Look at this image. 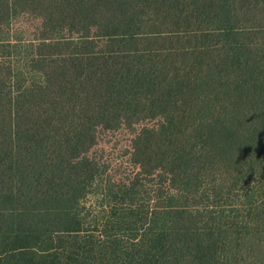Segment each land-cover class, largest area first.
<instances>
[{
    "label": "trees",
    "instance_id": "1",
    "mask_svg": "<svg viewBox=\"0 0 264 264\" xmlns=\"http://www.w3.org/2000/svg\"><path fill=\"white\" fill-rule=\"evenodd\" d=\"M262 229L264 0H0V264H258Z\"/></svg>",
    "mask_w": 264,
    "mask_h": 264
},
{
    "label": "rangeland",
    "instance_id": "2",
    "mask_svg": "<svg viewBox=\"0 0 264 264\" xmlns=\"http://www.w3.org/2000/svg\"><path fill=\"white\" fill-rule=\"evenodd\" d=\"M259 12V6L256 9ZM39 15L37 12L30 14H23L15 22V30L13 31L12 39L14 41H21L29 43L31 39L36 40L40 35L39 27L37 24ZM254 37L260 41L263 39L259 36L258 32L253 33ZM259 44V41H258ZM137 128L139 125L136 126ZM134 136L133 128L125 126L101 129L97 142L87 148L90 157H99L106 165V176L113 179H120L125 177H134L139 172V167H136L130 159V150L132 139ZM90 204V202L88 201ZM263 233L264 230L262 229ZM259 250L254 253V258L247 255L246 263L257 261L264 257V254L259 256Z\"/></svg>",
    "mask_w": 264,
    "mask_h": 264
}]
</instances>
